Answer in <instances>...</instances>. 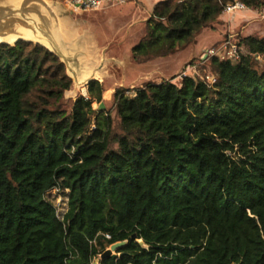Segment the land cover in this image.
Masks as SVG:
<instances>
[{
	"label": "trees",
	"instance_id": "16d2710c",
	"mask_svg": "<svg viewBox=\"0 0 264 264\" xmlns=\"http://www.w3.org/2000/svg\"><path fill=\"white\" fill-rule=\"evenodd\" d=\"M236 1L264 7L157 3L132 59L194 45ZM237 46L246 54L212 56L203 79L116 89L114 126L93 108L103 83L88 81L87 97L60 114L50 105L71 80L57 55L1 42L0 264H93L119 242L98 264H264V69L253 63H264V38ZM54 189L68 191L62 218L46 199Z\"/></svg>",
	"mask_w": 264,
	"mask_h": 264
},
{
	"label": "rangeland",
	"instance_id": "374dc122",
	"mask_svg": "<svg viewBox=\"0 0 264 264\" xmlns=\"http://www.w3.org/2000/svg\"><path fill=\"white\" fill-rule=\"evenodd\" d=\"M150 14L138 0L89 12L76 11L65 0H0V39L20 36L24 31L31 39L22 35L16 40L44 44L57 55L71 80L70 89L50 105L60 114L70 115L74 100L87 97L88 81L103 83L108 94L103 93L102 103L93 104V108L104 112L97 120L101 122L104 115L110 114L115 126L119 123L113 102L116 89H126V94L133 96L150 82L178 83L183 76L202 78L208 70L205 64L212 56L229 59L230 45L237 46L244 36L264 38V7L223 12L216 22L201 31L194 45L164 58L137 63L131 51L145 35ZM241 52L246 54V49ZM253 63L259 70L264 69L260 56L254 57ZM66 193L56 189L46 194L60 215L66 210ZM99 258L93 264H98Z\"/></svg>",
	"mask_w": 264,
	"mask_h": 264
},
{
	"label": "built area",
	"instance_id": "2783aa9c",
	"mask_svg": "<svg viewBox=\"0 0 264 264\" xmlns=\"http://www.w3.org/2000/svg\"><path fill=\"white\" fill-rule=\"evenodd\" d=\"M72 8L79 12H89V11H101L109 8H113L115 6L124 5L128 2H131L133 0H65ZM245 9L244 5H242L239 2H234L233 4L227 5L225 7L224 12L231 13L235 10H241ZM212 53V52H211ZM240 48L238 46L231 44L230 50L227 53L229 59L238 60L241 54ZM213 54V53H212ZM210 82L213 83L214 80L210 79ZM56 190V189H54ZM52 191V190H51ZM67 191V190H65ZM50 192V191H49ZM47 192V193H49ZM68 192V191H67ZM46 193V194H47ZM67 193H66V205H67ZM54 206V205H53ZM56 209V216L59 218H62L63 214L66 212V210L60 215L58 213V207L54 206ZM67 209V206H66ZM106 238H109V235H105Z\"/></svg>",
	"mask_w": 264,
	"mask_h": 264
},
{
	"label": "crops",
	"instance_id": "0c3cea01",
	"mask_svg": "<svg viewBox=\"0 0 264 264\" xmlns=\"http://www.w3.org/2000/svg\"><path fill=\"white\" fill-rule=\"evenodd\" d=\"M134 1V0H133ZM139 3L142 5V7L149 13L152 12L155 5L161 1L164 0H138ZM108 93V91H105L104 94ZM86 97V96H85Z\"/></svg>",
	"mask_w": 264,
	"mask_h": 264
},
{
	"label": "water",
	"instance_id": "95a60500",
	"mask_svg": "<svg viewBox=\"0 0 264 264\" xmlns=\"http://www.w3.org/2000/svg\"><path fill=\"white\" fill-rule=\"evenodd\" d=\"M141 245H143V243L140 241L139 242ZM124 245V242H119V243H116V244H113L112 246H110V249L106 250L102 255H100V258L101 259H104L105 257L107 256H110L112 255L113 256V252H115V250L121 246ZM115 255V254H114Z\"/></svg>",
	"mask_w": 264,
	"mask_h": 264
},
{
	"label": "bare ground",
	"instance_id": "6f19581e",
	"mask_svg": "<svg viewBox=\"0 0 264 264\" xmlns=\"http://www.w3.org/2000/svg\"><path fill=\"white\" fill-rule=\"evenodd\" d=\"M22 35H24V36H26V37H24L25 39L26 38H30V35L28 34V33H25L24 31L23 32H21V34H20V36H22ZM20 36L19 35H10L9 37H7V38H4V39H0V42H5V41H9L10 43H12V42H14L17 38H20ZM31 39V38H30ZM27 40V39H26ZM44 45V44H43ZM106 94H108V93H106Z\"/></svg>",
	"mask_w": 264,
	"mask_h": 264
}]
</instances>
